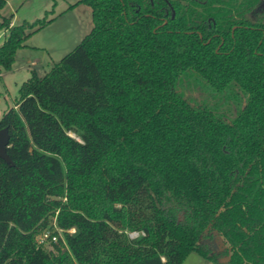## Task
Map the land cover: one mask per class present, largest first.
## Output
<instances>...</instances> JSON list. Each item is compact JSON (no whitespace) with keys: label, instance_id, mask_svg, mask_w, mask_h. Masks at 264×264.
Wrapping results in <instances>:
<instances>
[{"label":"trees","instance_id":"1","mask_svg":"<svg viewBox=\"0 0 264 264\" xmlns=\"http://www.w3.org/2000/svg\"><path fill=\"white\" fill-rule=\"evenodd\" d=\"M7 2L0 78L43 25ZM80 2L91 31L0 117V264H264V0Z\"/></svg>","mask_w":264,"mask_h":264},{"label":"rangeland","instance_id":"2","mask_svg":"<svg viewBox=\"0 0 264 264\" xmlns=\"http://www.w3.org/2000/svg\"><path fill=\"white\" fill-rule=\"evenodd\" d=\"M3 16L11 17L12 24L24 21L33 23L41 20L15 54L11 69H3L0 78V117L8 108L15 105L20 97V87L33 71L44 75L59 62L67 53L72 51L93 27L92 9L80 0H8L2 9ZM41 26V27H39ZM8 31L0 29V45L3 44ZM72 135L76 136L74 133ZM58 229L56 226L50 232ZM60 229V228H59ZM73 231V230H71ZM59 237L63 231H58ZM135 237L137 232H131ZM41 240L40 234L37 235ZM58 241V240H57ZM212 249L220 251L226 248L224 239L214 233L213 238L207 239ZM47 249L53 247L50 240L40 241ZM228 257L221 258L222 261ZM183 264H216L206 259L198 252H191Z\"/></svg>","mask_w":264,"mask_h":264},{"label":"water","instance_id":"3","mask_svg":"<svg viewBox=\"0 0 264 264\" xmlns=\"http://www.w3.org/2000/svg\"><path fill=\"white\" fill-rule=\"evenodd\" d=\"M10 141L9 128L4 127L0 129V156L8 163L12 164V159L8 154V145Z\"/></svg>","mask_w":264,"mask_h":264},{"label":"built area","instance_id":"4","mask_svg":"<svg viewBox=\"0 0 264 264\" xmlns=\"http://www.w3.org/2000/svg\"><path fill=\"white\" fill-rule=\"evenodd\" d=\"M58 228V227H57ZM58 231H60V229H57ZM41 236V240L40 241H44V240H50V241H57L59 238V235L56 233H52L50 232V230H46L43 233L40 234Z\"/></svg>","mask_w":264,"mask_h":264}]
</instances>
